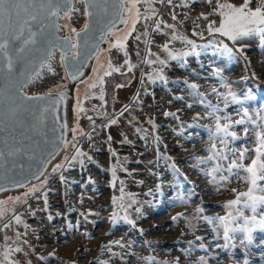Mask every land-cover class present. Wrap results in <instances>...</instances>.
<instances>
[{"label": "rangeland", "instance_id": "374dc122", "mask_svg": "<svg viewBox=\"0 0 264 264\" xmlns=\"http://www.w3.org/2000/svg\"><path fill=\"white\" fill-rule=\"evenodd\" d=\"M215 2L172 0L169 4L167 0L164 3L157 0L153 5L157 13L146 22L147 29L141 20L127 41V59L134 65L131 72L124 63L123 52L115 48L108 50L109 43L114 42L113 37L109 38L87 80L75 90L70 151L62 167L48 175L46 184L36 183L0 200L6 201V207L14 209L23 221L17 225L10 219L12 212L0 220V251L7 236L9 246L22 248L11 257L17 264H198L200 257L207 264H264V232H254L251 244L238 233L225 248L222 230L213 231L214 225L203 219L225 214L222 205L234 199L229 188H246L234 178L231 184L217 191V185L206 175L214 162H197V158L207 159L211 154L207 149L213 143L210 129L214 130L216 122L206 105L218 106L221 109L218 115H230L233 120L239 119L246 109L257 124L264 123V87L255 85H264V44L259 37H249L234 45L218 34L209 35L208 23L218 21L217 16L209 15ZM230 2L240 5L243 0ZM258 5L259 0H253L251 7ZM139 7L143 11L144 6ZM83 11L84 6L75 0L71 18L60 20L63 36L70 34L63 27L66 24L77 29L83 27L86 21ZM203 15L209 19L204 20ZM156 19L162 22L161 30L150 41ZM164 24L174 25L175 29ZM123 29L124 26L119 31ZM145 30L147 36L143 35ZM173 33L203 45L196 49L199 55L170 59L163 51L165 44L173 53L191 49V45L179 39L171 40ZM137 35L139 40L135 39ZM221 40L234 51L242 47L243 52L231 57L222 54L212 44ZM157 57L166 64L160 65ZM109 60L121 71L103 77L104 100L101 101L100 87L90 89L89 85L103 75ZM148 60L157 62L149 65ZM51 64L55 74L45 67L27 92H54L61 89L59 86L69 85L58 52ZM161 69L167 82L150 81L149 76H155ZM225 83L239 99L238 103H232L229 97L227 108L219 95L228 92ZM190 84L197 85V89L190 88ZM86 93L90 94L89 98ZM78 100L86 110L79 115L75 111ZM112 119L117 123L111 124ZM73 129H77L75 139ZM234 130L243 136L241 127ZM215 142L223 147L218 140ZM243 144L244 141H237L230 147ZM76 148L84 155L72 160ZM113 167L117 176L115 187ZM34 186L39 191L25 196ZM121 187L126 201L128 194L137 201L128 209L135 227L123 219L115 222L111 219L115 210L112 197L121 195ZM16 197H20L18 202ZM198 207L204 211L197 213ZM136 208L141 211L137 213ZM4 222L11 226L3 229ZM197 236L203 240H197Z\"/></svg>", "mask_w": 264, "mask_h": 264}, {"label": "snow or ice", "instance_id": "6c2138e0", "mask_svg": "<svg viewBox=\"0 0 264 264\" xmlns=\"http://www.w3.org/2000/svg\"><path fill=\"white\" fill-rule=\"evenodd\" d=\"M73 0H0V73L3 74L5 85L0 87V172L5 170V165L8 161H12L11 167L8 171L14 170L17 165L18 157H26L29 160L36 159L34 152L31 151L32 145L26 144L25 139L31 140L27 136L28 131H32L46 139V133L43 129H38L36 123L27 125L22 118L24 114H30L41 125H45L49 114L55 120V113L57 106L61 101L66 99L67 93L63 90L64 86H59L61 90L57 93L58 99L53 98L52 90H49L44 95H28L23 90L36 77L40 75L39 69L47 68L49 72L55 74V70L50 63L55 58V53L59 51V63L65 68L66 78L75 80L80 75V69L83 62H86L89 48L95 51V59H99L100 49L99 44L94 42V36L91 34L92 18L97 19V23H102L100 40L106 42L108 37H113L114 42L109 43V51L113 48L124 53L126 57L124 63L131 72L134 65L127 59L128 53L126 50L127 41L129 37L136 32V26L143 20L145 22V29H147V21L152 20L156 15L157 10L153 6L157 0H79L84 6L83 15L86 18L83 27L77 29L69 27L67 24L64 28L68 29L69 35L59 36L62 26L56 22L61 17L65 19L71 18ZM209 4L212 0H208ZM164 3V0H160ZM171 4L172 0H167ZM253 0H243V3L236 5L230 0H216L212 12L209 15L218 17V21H210L207 25V32L209 35L218 34L221 37L231 41L232 44H237L240 41L249 37H259L261 44H264V0H259V5L255 8L251 7ZM143 5V11L139 7ZM55 18V19H54ZM204 20H208V15H203ZM176 19L175 15L172 17ZM124 25L123 31H118L116 28V21ZM161 21L155 22V31L161 30ZM166 28L175 29L174 25L164 24ZM196 33H194L195 35ZM148 35L147 30L143 33ZM201 38L203 34L201 33ZM140 39V35L135 37ZM181 40V42L191 45L190 51L173 53L169 50V45L163 46L170 59L177 60L191 54L199 55L196 52L198 46L194 41L185 36H178L175 33L171 35V40ZM212 44L219 49L222 54L229 57L235 53L243 52L242 47H237L234 51L223 40L213 41ZM37 58L39 63L37 64ZM160 65H165L166 61L157 57ZM157 61H146L149 65ZM103 67V66H101ZM71 69V71H69ZM121 68L114 67L109 60L107 70L103 71L102 76H98L97 81L89 85L90 89L100 87L99 99L104 100L103 84L104 76H109L113 72H120ZM156 79L166 81L162 69L155 72V76H149V80L153 83ZM122 87V85H117ZM190 88L197 89V85L190 84ZM228 88L226 94H219L222 96L224 106L227 108L229 97L232 103H238L239 99L231 91V86L224 84ZM215 91V89L213 90ZM86 93V98H89ZM29 101L42 102L47 101L46 104L40 103L38 105H31ZM191 107V105H189ZM206 107L211 108L210 117L215 120L214 130L210 129V139L213 140L210 148L207 149L211 154L207 159L197 158L198 164H206L209 161L214 162L210 171L206 173L211 180L210 182L217 185V191L221 187L231 184L233 179H238L241 183L246 185L244 190L239 188H229L228 190L233 194L234 199L225 202L222 207L225 209L224 215L204 216L203 219L208 224H213V231L217 229L222 230L224 247L226 248L229 242L236 239V235L242 234L243 240L248 244L253 241V233L256 231L264 232V123L257 124L252 117L249 116L245 109L243 115L239 119L233 120L230 115H218L221 111L218 106L207 104ZM127 110V109H125ZM77 115L86 110L80 105L79 100L75 108ZM123 112H121V115ZM166 115H175L174 113H166ZM199 118V117H197ZM91 120V117H88ZM111 124H116L117 120L112 119ZM250 125V127H249ZM241 127L243 136H240L234 129ZM60 128H67L66 123L59 125ZM17 129H22L20 135L17 136ZM8 131L7 136L2 134ZM55 130V129H54ZM77 129H73L75 133ZM137 131H141L137 129ZM111 140V136H109ZM216 140L219 141L223 147H218ZM237 141H244L242 147H235ZM60 142L65 143L63 136L60 137ZM55 144V141L52 142ZM38 147L39 142H36ZM55 151V148H54ZM84 153L76 148L75 155L72 160L83 156ZM112 155H116L115 152ZM43 163V161H41ZM83 164V160H80ZM23 168V165H19ZM62 165H57V168ZM53 169V172L57 170ZM175 171L179 169L175 168ZM42 175V172L40 173ZM2 178V177H0ZM39 176H37V179ZM63 179V178H62ZM117 180L116 168H112V186L115 187ZM42 181V184H46ZM123 182L121 181V184ZM23 187V184H20ZM39 191V187L34 186L25 193H35ZM157 191H160V186H157ZM121 195L119 197H112V205L114 211L111 219L115 222L118 219H123L128 224L135 227V221L131 219L128 209L137 201L128 194L127 201L125 200L124 189H120ZM45 196V206H47V194ZM20 197H16L18 202ZM6 201H0V220L12 212L10 219L14 220L17 225L23 223L21 216L15 214L14 209L6 207ZM46 210V209H45ZM135 211L139 213L140 208ZM197 213H202L204 209L198 207ZM120 212L124 215L121 217ZM91 215V213H90ZM52 217L49 216V220ZM177 217H173L176 220ZM9 222H4L3 229L10 227ZM25 228L27 225H24ZM17 239L20 233H16ZM219 236V233H218ZM9 238L5 236V245L0 251V264H17L11 257L13 253L22 251L20 247H11L7 244ZM197 240H203L202 237L197 236ZM242 240V242H243ZM190 244L192 242H189ZM123 247V245H121ZM201 249H204V244L201 243ZM206 250V249H205ZM30 264V262H29ZM198 264H207L204 257H200ZM247 264V262H246Z\"/></svg>", "mask_w": 264, "mask_h": 264}, {"label": "water", "instance_id": "95a60500", "mask_svg": "<svg viewBox=\"0 0 264 264\" xmlns=\"http://www.w3.org/2000/svg\"><path fill=\"white\" fill-rule=\"evenodd\" d=\"M74 2L75 0H73L72 2V8H74ZM62 18H63V13H61V17L58 20H56V22L59 23L60 25H61L60 20ZM91 24H92L91 34L94 36V42L99 44V49L101 50L100 55H101L102 50L107 46L110 37L107 38L106 42H102L100 40V36L102 34L100 29L102 27V23H97V19L92 18ZM123 26H124L123 24L119 23V20L116 21V28L118 31L121 30ZM60 32L58 34L59 36H60ZM57 52L59 53V51ZM94 57H95V51L89 48L86 62H83V58H82L83 66L80 69L81 74L78 75L75 80L67 79L69 85L63 88V90L67 93L66 99L64 101H61L57 106V111L55 113V120L53 119V116L49 114L46 124L41 125L30 114L26 113L23 115L22 118L24 119L27 125L30 126L32 123H36L38 129H43V131L46 133V139L48 140V143L44 142L45 137H42L32 131H28L26 133L27 136L31 137V140L25 139L24 142L26 144L32 145L31 151L34 152L36 159L29 160L26 157H18L16 161L18 166L12 171H8V169L11 167L12 164V161H8V163L5 165V170L3 172H0V177H2L0 178V195L6 193H8V195L18 194L23 192L25 189L29 188L32 183L39 182L49 170L52 162L57 157H59L60 154L63 152L64 148L66 147L67 143L70 140L71 127L69 121L72 119L71 109H72V102H73L75 90L77 86L83 83L84 81H86L88 76L90 75L92 68L97 60ZM38 63H39V59L37 58V64ZM43 69H39V72H41ZM69 71H71V69H69ZM64 72H65V68H64ZM65 76H66V72H65ZM5 83L6 82L3 79V74L0 73V87H3ZM28 86L23 90L28 95H44L47 93L44 92L38 94H30L26 91ZM60 90H58L57 92L56 91L53 92V98L55 99L59 98L57 93ZM28 103L31 105H38L40 103L46 104L47 101H42V102L29 101ZM65 123L67 125L66 129L59 127V125ZM21 131L23 130L17 129V136L20 135ZM2 135L7 136L8 131L6 130ZM61 136H63L64 140L66 141V144L60 142ZM53 141H55V144L52 143ZM36 142H39L38 147L36 145ZM41 161H43V163ZM19 165H23V168H21ZM41 172L42 175H40ZM37 176H39L38 179ZM20 184H23L24 186L21 187Z\"/></svg>", "mask_w": 264, "mask_h": 264}, {"label": "bare ground", "instance_id": "6f19581e", "mask_svg": "<svg viewBox=\"0 0 264 264\" xmlns=\"http://www.w3.org/2000/svg\"><path fill=\"white\" fill-rule=\"evenodd\" d=\"M74 6H75V2H74ZM74 9V8H73ZM56 92L58 91V90H55ZM74 121V116H72V119L69 121V123H70V127L72 126V122ZM68 143H67V145H66V147L64 148V150H63V152L60 154V156L59 157H57L53 162H52V164H51V166H50V168H49V170L47 171V173L45 174V176L39 181V182H37V183H42V181H45L46 180V178L48 177V175L49 174H51V173H53V169L54 168H57V165H61L62 164V162L65 160V157L67 156V154L69 155V152L68 151H70V149H68ZM71 147V146H70ZM50 177V176H49ZM34 184H36V183H32L31 185H30V187L32 186V185H34ZM6 196H8V193H6V194H2V195H0V200L1 199H3V198H5Z\"/></svg>", "mask_w": 264, "mask_h": 264}, {"label": "built area", "instance_id": "2783aa9c", "mask_svg": "<svg viewBox=\"0 0 264 264\" xmlns=\"http://www.w3.org/2000/svg\"><path fill=\"white\" fill-rule=\"evenodd\" d=\"M157 21V19L155 20V22ZM158 21H160L159 19H158ZM155 22H154V24L152 25V31H153V34H150L151 35V39H150V41H152V38H153V36L157 33V31H155L154 29H155ZM62 29V28H61ZM159 32V31H158ZM60 36H63V34H62V31L60 32ZM110 40V39H109ZM111 42H112V40H111ZM26 91H27V89H26ZM29 93V92H28ZM38 93H43V92H37V93H34V94H38ZM30 94H32V93H30Z\"/></svg>", "mask_w": 264, "mask_h": 264}, {"label": "trees", "instance_id": "16d2710c", "mask_svg": "<svg viewBox=\"0 0 264 264\" xmlns=\"http://www.w3.org/2000/svg\"><path fill=\"white\" fill-rule=\"evenodd\" d=\"M168 12H169V11H168ZM255 85L258 86L259 88L264 87V85H262V84H260V83H259V84H258V83H255Z\"/></svg>", "mask_w": 264, "mask_h": 264}]
</instances>
